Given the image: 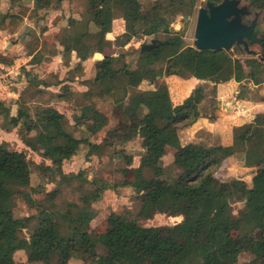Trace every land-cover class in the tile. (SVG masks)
I'll return each mask as SVG.
<instances>
[{
	"label": "trees",
	"instance_id": "trees-1",
	"mask_svg": "<svg viewBox=\"0 0 264 264\" xmlns=\"http://www.w3.org/2000/svg\"><path fill=\"white\" fill-rule=\"evenodd\" d=\"M197 1H158L145 10L140 0H88L90 17L85 22L86 28L74 29L79 20L71 19L63 34L64 54L77 52L80 58L77 66H82L96 52L104 55L94 63L93 84L98 87L94 95L113 97L129 119H139V127L131 126L127 133L111 128L103 141L97 142L93 138L108 126L109 117L94 105L83 109L89 135L79 138L70 131L68 117L57 107H43L36 117L19 107L17 115H12L11 109L0 100V115L4 114L13 127L23 126L28 147L36 149L40 137L43 138L38 150L42 157L51 160L43 168L51 172L57 187L72 176L82 175L67 174L63 166L83 144H89L90 154H101L105 147L122 145L120 153L131 165L134 156L124 145L136 135L142 138L145 152L135 169L137 180L124 181L123 185L140 192L152 187L154 192L152 197L141 200L137 215L112 211L108 229L97 233L92 229V221L98 214L94 203L100 200L103 189L85 193L81 203L69 202L65 210L55 204L40 207L26 189L33 179V160L27 150L15 149L0 138V264H23L15 259L18 251L27 254V262L43 264H69L76 252L92 253L93 264H264V170L256 171L251 185L240 179L226 181L216 175L225 160L243 161V167L247 168H264V114H258L255 122L235 126L231 145L216 140L217 143H208L205 139L183 145L180 131L202 117L201 104L207 99V87L195 88L182 103L175 104L168 83L158 81L162 74L195 76L214 83L211 92L215 97L218 84L232 79L239 83L247 80L255 85L264 83V35L259 43L262 54L244 62L234 57L231 50L187 46L183 34L172 29L169 16L189 13ZM244 1L254 11L264 13V0ZM34 4L35 10L46 9L53 0H34ZM0 15L3 16L0 24L9 17ZM118 17L125 19L126 31L116 38L117 46H126L140 35L166 34L157 47L140 52L135 68L116 67L119 55L109 52L112 49L107 34H111ZM91 23L98 28L96 32L89 30ZM33 60L40 62L36 55ZM159 61H166L165 68L157 66ZM0 63L7 64L9 60L4 58ZM145 80L157 86L140 89ZM58 96L67 98L66 94ZM239 98H244L241 93ZM215 101L218 103L216 98ZM169 146L176 149L172 161L179 174L174 178L163 177V160ZM146 168L153 169L154 176L150 179L144 175ZM58 192L55 189L49 194L55 198ZM17 197H23L38 213L17 217L14 212ZM233 199L245 201L238 214L234 213ZM174 210L183 218L167 227L169 235L163 233L162 226H146L141 222ZM33 221L36 224L30 237H23L21 233ZM257 231L261 235L257 236ZM100 246L106 253L98 252ZM245 252L252 259L241 263L239 257Z\"/></svg>",
	"mask_w": 264,
	"mask_h": 264
},
{
	"label": "rangeland",
	"instance_id": "rangeland-1",
	"mask_svg": "<svg viewBox=\"0 0 264 264\" xmlns=\"http://www.w3.org/2000/svg\"><path fill=\"white\" fill-rule=\"evenodd\" d=\"M158 1L166 3L167 0H140L145 10L151 9ZM243 3L247 4L248 2L244 1ZM0 6H4V10L1 8L0 13L9 14L6 21L0 24V60L6 58L9 63H4V66H13L10 70L0 68L4 75L7 74L0 84V100L11 109L12 115H17L19 107L29 111L33 117H36L43 107H57L68 117L70 131L76 137L86 138L89 135L88 121L82 117L83 109L94 105L109 117L108 126L93 138L97 142H102L107 131L111 128L116 127L121 133H127L131 126H140L139 119L137 117L129 119L124 110L115 103L113 97L94 95L98 90V87L93 84L96 75L94 63L104 55L101 56L96 52L82 66H77L80 61L77 52L74 51L70 56L64 54V46L61 41L65 30L69 28L70 20H79V24L74 29L86 28L85 22L90 17L88 0H66L60 5L57 0H53L50 7L40 10H35L34 0H0ZM205 6L206 0H198L192 10L187 13L189 14L187 19H185L186 14L182 13L169 16L172 18V29L183 34L187 46H194L198 11L200 7ZM2 18L3 16L0 15V21ZM247 19L252 20L253 16H249ZM89 30L96 32L98 28L94 23H91ZM125 31L126 21L123 17H118L113 22L111 34H107V39L110 42L109 48L112 49L109 52L119 55L116 67L129 65L135 68L140 56L141 44L151 42L154 37L161 40L166 37V34L163 33L154 37L140 35L133 38L126 46H117L116 38ZM251 49L254 53L246 51L244 47L235 46L231 53L244 62L247 58L259 57L262 54L261 44H255L251 46ZM35 55L40 59V62L33 60ZM157 66L165 68L166 61H159ZM175 76L176 78H170L162 74L158 80L160 83L162 80L168 83L174 103L184 100V97L195 89L194 85L185 88L182 84L184 77ZM244 83L245 85L241 84L240 86L242 96L248 95V98L252 100H261L264 97V83L255 85L250 80ZM156 86L157 83L153 84L151 81L145 80L140 85V89H152ZM206 87L210 90L206 102L201 107V112L204 115L212 114L211 116L215 117L216 109L224 111L227 109L222 107L223 102L219 104L215 101L216 97L211 92L213 85L207 84ZM14 92L18 93L17 96ZM60 93L66 94L67 98L61 99L58 96ZM86 93L91 94L87 95ZM252 115H255V112L249 117ZM202 134L208 143H217L210 138L209 134L205 132ZM0 138L8 141L15 149L27 150L29 157L33 160V179L31 186L26 189L32 193V197L40 207H52L55 204L60 210H65L69 202L81 203V198L85 193L103 189L100 200L94 203L98 214L92 221V229L97 233L107 230L108 218L112 211L131 212L137 215L141 200L154 195L152 187L140 192L133 186L123 185L124 181L135 182L137 180L135 169L140 166L142 155L145 152L140 136L132 135L124 145L126 151L134 156L131 165L127 164L124 156L120 153L119 149H123L122 145H118L116 148L105 147L101 154H90L89 144H83L71 159L64 162L63 166L64 172L67 174L82 173V175L72 176L70 181L59 184V187L56 182H53L51 172L44 171L43 164L51 163V160L47 161L38 150L43 142L42 137H40L36 149L28 147L23 126L13 127L9 119L1 114ZM173 154L174 150L172 149L164 157V178H174L179 174L178 169L173 165ZM242 162L239 160L225 161L216 175L226 181L240 179L251 185L257 168L243 167ZM144 175L149 179L152 178L154 176L153 169L146 168ZM55 189H59V192L55 198H52L49 193ZM15 203L14 212L17 217L38 213V209L30 207L23 197H17ZM244 204L245 201L233 199L234 213L238 214ZM182 218L181 213L174 210L168 213H158L152 219L141 222L146 226H162L163 233L169 235L167 227L180 222ZM35 224V221L31 222L21 235L29 238ZM261 233V231H257V236ZM177 242L180 243V240L177 239ZM98 252L103 254L106 253V250L100 246ZM15 259L23 264H43L27 262V254L24 251H18L15 254ZM251 259L252 255L248 252L242 253L239 257L241 263ZM93 261L92 253L76 252L69 264H93Z\"/></svg>",
	"mask_w": 264,
	"mask_h": 264
},
{
	"label": "water",
	"instance_id": "water-1",
	"mask_svg": "<svg viewBox=\"0 0 264 264\" xmlns=\"http://www.w3.org/2000/svg\"><path fill=\"white\" fill-rule=\"evenodd\" d=\"M255 17L245 21V17ZM262 12H253L243 0H222L216 3L206 0V6L200 7L195 29L194 47L199 50H232L235 46L244 47L251 52V46L259 44L264 35V17ZM189 18L186 14L185 19ZM161 40L153 38L151 42L142 43L141 51L145 52L158 46ZM253 118V122L256 121ZM258 169L257 171H262Z\"/></svg>",
	"mask_w": 264,
	"mask_h": 264
},
{
	"label": "crops",
	"instance_id": "crops-1",
	"mask_svg": "<svg viewBox=\"0 0 264 264\" xmlns=\"http://www.w3.org/2000/svg\"><path fill=\"white\" fill-rule=\"evenodd\" d=\"M1 8L2 10H4L3 9L4 6H0V10ZM96 54H99L101 56L103 55L102 53L99 52H97ZM0 66L5 67L4 63L1 64ZM12 67L7 66L5 68L10 70ZM167 77L176 78L175 75H171ZM182 84L184 85L185 88H188L189 86H193V85L195 88H197L196 87L197 85L206 86L207 84H212L214 86L213 82L202 80L195 76L184 78ZM241 84L245 85L244 82L239 83L234 79L218 84L216 99L219 104L223 102L222 107L226 108L227 110L224 111V110L216 109L215 117L211 116L212 114L207 116L202 113V117H200L194 124L181 130L180 138H181V143L183 145H186L190 142L199 141L200 139H204L202 137L203 135L202 132L209 134L211 139H214L225 146L231 145L234 142L233 131L235 126L248 123V121H251L253 120V118L257 117L258 114H264V100H252L248 98L249 97L248 95L243 96L244 98H239V94L241 93V88H240ZM207 90L209 92L210 89L207 88ZM9 94L11 93L9 92ZM14 94L15 96H17L18 93L14 92ZM190 94L186 95L184 99ZM183 101L184 100L180 102H176L175 104H180ZM205 102L206 99L201 104V107ZM254 112L256 116L252 115V117H249L251 116V114H254ZM172 149L174 150L175 153L176 149L174 147L171 146L167 147V151ZM225 161H229V160H225Z\"/></svg>",
	"mask_w": 264,
	"mask_h": 264
},
{
	"label": "flooded vegetation",
	"instance_id": "flooded-vegetation-1",
	"mask_svg": "<svg viewBox=\"0 0 264 264\" xmlns=\"http://www.w3.org/2000/svg\"><path fill=\"white\" fill-rule=\"evenodd\" d=\"M216 3H217V2H216ZM253 12L255 13L256 11L253 10ZM252 16H253V18H254V17H255V14H253ZM263 17H264V15L261 14V16H260V21L262 20ZM247 18H249V16H247V17L244 18L245 21L250 20V19H247Z\"/></svg>",
	"mask_w": 264,
	"mask_h": 264
},
{
	"label": "built area",
	"instance_id": "built-area-1",
	"mask_svg": "<svg viewBox=\"0 0 264 264\" xmlns=\"http://www.w3.org/2000/svg\"><path fill=\"white\" fill-rule=\"evenodd\" d=\"M1 68H4L5 69V67H1ZM5 75H7V74H5ZM4 74H3V72H1V70H0V81H2V79H4V76H5Z\"/></svg>",
	"mask_w": 264,
	"mask_h": 264
}]
</instances>
